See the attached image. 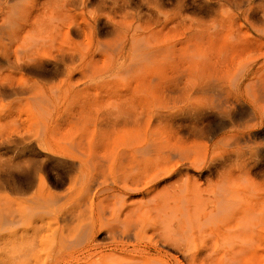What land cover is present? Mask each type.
<instances>
[{
  "label": "bare ground",
  "instance_id": "6f19581e",
  "mask_svg": "<svg viewBox=\"0 0 264 264\" xmlns=\"http://www.w3.org/2000/svg\"><path fill=\"white\" fill-rule=\"evenodd\" d=\"M224 3L233 19L203 20ZM248 32L264 40V0H0V264L262 257L264 161L250 154L264 132H249L264 127V47L243 61ZM102 68L117 87L99 114L52 121L53 100L103 89L89 82ZM214 110L226 113L209 127L227 135L202 145L197 121ZM203 232L219 238L199 244Z\"/></svg>",
  "mask_w": 264,
  "mask_h": 264
},
{
  "label": "rangeland",
  "instance_id": "374dc122",
  "mask_svg": "<svg viewBox=\"0 0 264 264\" xmlns=\"http://www.w3.org/2000/svg\"><path fill=\"white\" fill-rule=\"evenodd\" d=\"M225 4V3H224ZM232 6V7H231ZM234 5H230V4H225L224 8H219L217 9V7L215 8V10L213 12L210 13L209 16L203 18V20H210L214 17H216V14H218L221 10L224 11V18H226L227 20H231L234 18V14L237 13V8H234ZM168 8V9H166ZM166 10H169V7H165ZM144 10V8H143ZM230 11V12H229ZM214 13V14H213ZM188 15V16H187ZM188 17V18H187ZM200 19V17L198 15H195L188 12L186 14V20H190V19ZM202 20V19H201ZM154 21V20H152ZM152 27H155L156 29H158L160 26H158L157 24H154L151 22L150 24ZM249 34H247L246 39H242V41H244L247 45V48L242 52V58L243 61L245 62H251L253 59H256L257 57H259L261 55V52L263 51V44H264V40L260 41V44L257 43H253L251 38H255V35L251 32H248ZM114 39V35L112 33H107L104 35L103 40L105 42L108 41H112ZM178 40V38H177ZM176 40V41H177ZM248 40V41H247ZM215 42L221 46L223 45L224 47L222 52H228L231 51L229 46L230 44H232L234 42L233 37H231L230 35H227L225 37H221V38H216ZM250 42H252L250 44ZM246 60H245V58ZM260 58V57H259ZM261 61V60H259ZM26 76L28 77H33L31 75L26 74ZM89 82H96L97 84L99 83H104L105 86L102 88H91L89 89L88 92L85 93H81V95L77 98H67L63 95L62 98H58L53 100V103L51 104V109H52V121L55 120L56 122L62 121L64 119L67 120H77L79 122L82 121H86V119H93L94 117L97 116V114H99L100 108L103 106V104L107 103L109 100H111V98L114 97V91L117 87V78L114 74L113 71H110L108 68H102L99 71H96L94 73H90L89 74ZM53 83H57V81L53 80ZM107 86V87H106ZM65 92V91H62ZM100 98V99H99ZM11 99V98H10ZM100 100V101H99ZM10 100H3L2 103L0 105H3L5 103H7ZM98 101V102H97ZM92 103V105H91ZM95 105V107H93ZM167 105H172V101L171 99H169L167 101ZM91 107L92 110H88V107ZM28 105L26 102H20L15 104V106L13 107V111L16 115L21 116L23 119L28 118ZM98 109V110H97ZM87 112V113H86ZM89 112V114H88ZM95 113V114H93ZM226 113V110H218V111H213L209 114L206 115V119H202L199 118V120L197 122H199V127L201 129V135L205 136V138L207 139H203L201 140L202 145L203 144H207V145H212L214 142H217L219 140H221L222 138H224L227 134V129H216V128H210L209 125L211 123L213 126L216 124L217 120L218 123L220 121L221 118H224ZM92 117H91V115ZM88 115V116H87ZM71 117V118H70ZM216 121V122H215ZM82 127V129L80 130V128ZM77 129L78 131H82L83 130V125H77ZM261 129V130H260ZM6 127L0 125V131H5ZM264 127L263 128H259L257 130H253L250 131L249 134L250 135H259L262 134L264 131ZM255 144L257 145V147L259 148V150H256L255 148L252 149L250 157L253 161H259L260 163H263L264 161V151H260L261 149L264 150V140L259 138V137H255ZM54 170L55 167H53V164L51 163H46L45 167H44V173H43V177L45 180H47L49 183H51V180L53 182V172H55ZM254 180L256 182H261L264 180V177H255ZM66 186H64L61 189H54L52 188L51 190L56 193H62L64 192ZM264 214V211H263ZM264 216V215H263ZM261 239H260V246L261 248H264V225L261 228ZM204 234V235H203ZM209 233H202L201 234V238H199L200 240L198 241V243H209V242H216L218 240V236L217 234H209ZM209 237H208V236ZM205 236V237H204ZM202 239V240H201ZM211 239V240H210ZM208 240V241H207ZM199 243V244H200ZM37 250L40 253V257L41 259L45 258L47 256V251L48 250H53L52 246L50 244L48 245H43V247H38ZM169 253H172L171 251H168ZM46 259H48V257H46ZM248 264H264V255L262 257L259 258H255V259H250Z\"/></svg>",
  "mask_w": 264,
  "mask_h": 264
}]
</instances>
